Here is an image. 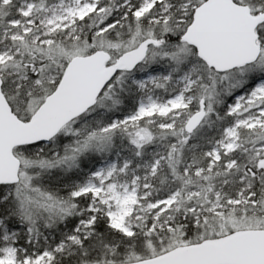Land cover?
<instances>
[{"label":"snow or ice","instance_id":"6c2138e0","mask_svg":"<svg viewBox=\"0 0 264 264\" xmlns=\"http://www.w3.org/2000/svg\"><path fill=\"white\" fill-rule=\"evenodd\" d=\"M0 264H264V0H0Z\"/></svg>","mask_w":264,"mask_h":264}]
</instances>
